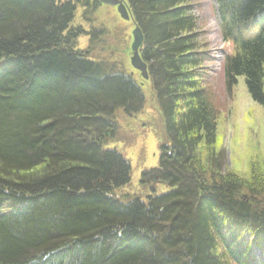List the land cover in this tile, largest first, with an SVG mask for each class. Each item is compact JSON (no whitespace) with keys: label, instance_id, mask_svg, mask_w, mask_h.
<instances>
[{"label":"trees","instance_id":"obj_1","mask_svg":"<svg viewBox=\"0 0 264 264\" xmlns=\"http://www.w3.org/2000/svg\"><path fill=\"white\" fill-rule=\"evenodd\" d=\"M216 2L223 41L234 49L228 85L244 77L264 109V27L246 34L259 10L264 24V0ZM124 3L144 35L140 55L170 140L145 177L169 190L148 203L117 195L132 169L105 145L121 116L144 109L145 82L124 63L78 49V11L86 20L101 5L0 0V264H238L230 234L251 238L241 255L254 247L261 262L264 183L221 173L203 67L211 57L195 33L192 0ZM106 34L93 31L89 43Z\"/></svg>","mask_w":264,"mask_h":264},{"label":"rangeland","instance_id":"obj_2","mask_svg":"<svg viewBox=\"0 0 264 264\" xmlns=\"http://www.w3.org/2000/svg\"><path fill=\"white\" fill-rule=\"evenodd\" d=\"M192 5L197 18L195 33L200 35L199 44L211 57V62L203 67L205 86L218 112L214 148L218 163L222 160L221 173H232L246 183H252L254 179L261 185L264 183V109L248 93L244 77H239L234 86L228 85L224 65L226 56L233 55V45L223 41L215 0H192ZM82 10L78 11L74 21L75 26L85 31L78 38V49L88 52L92 60L100 55L124 63L127 71L142 81L130 62L133 23L122 20L116 8L98 7L91 10L92 14L86 20L81 18ZM102 29L107 34L90 44L89 35ZM149 86V83L145 84L146 89ZM148 94L150 97L141 112L118 119V134L105 145L131 165L130 182L117 191L118 197L126 200L138 198L145 203L149 202V197L169 190L165 183L145 177L159 169L161 147L170 142L162 110L155 97ZM201 151L204 154V150Z\"/></svg>","mask_w":264,"mask_h":264},{"label":"bare ground","instance_id":"obj_3","mask_svg":"<svg viewBox=\"0 0 264 264\" xmlns=\"http://www.w3.org/2000/svg\"><path fill=\"white\" fill-rule=\"evenodd\" d=\"M123 3H124V0H123ZM124 6H125V8H126V10H127V12H128V15H129V20L133 23V21H132V18H131V15H130V13H129V11H128V9H127V7H126V5H125V3H124ZM262 18H263V14H262V11L261 10H259V11H257L255 14H254V21L255 22H253L252 23V25H247L246 26V28H247V31H246V34H252V35H256L258 32H260V29L262 28V27H264V24H263V22H262ZM252 22V21H251ZM138 29H140L138 26H136ZM140 31H141V29H140ZM141 33H142V31H141ZM142 35H143V33H142ZM143 37H144V35H143ZM143 44H144V42H143ZM143 44H142V46L139 48V56H140V58H141V55H140V50H141V48L143 47ZM234 53V52H233ZM229 56V55H228ZM230 56H232V55H230ZM227 57V56H226ZM141 60H142V58H141ZM143 61V60H142ZM144 62V61H143ZM145 63V65H146V71H147V73L149 72V70H148V65H147V63L146 62H144ZM224 67H225V65H224ZM148 79H149V74H148ZM149 85H150V83H149ZM247 88V87H246ZM142 89L143 90H141L142 91V95H143V97L145 98V101L147 100V97H150V95L148 94V93H151V96L154 98L155 97V93L153 92V89L151 88V86H149L148 87V89H146L145 87L143 88L142 87ZM249 93V92H248ZM156 100V99H155ZM151 178V177H150ZM131 179V178H130ZM125 187V186H124ZM123 188V187H122ZM121 189V188H120ZM166 193V192H165ZM164 194V193H163ZM163 194H160V195H163ZM160 195H154L153 197H158V196H160ZM32 208V207H31ZM36 210V209H35ZM34 212V211H33ZM226 223H224V222H222L221 223V225L219 226V228L221 229V228H226ZM230 237H228L229 239H228V244H229V246L231 247L230 248V252H231V255H232V257H234V259H236L237 260V258L239 257V260H238V264H264V259H262L261 260V262H258V261H256L255 259H254V247H253V249H248V251H247V254H248V257H245L244 255H241V253H242V251H243V249H244V245H242V243H243V240L245 239V238H240V236H238V235H233V236H231V234L229 235ZM224 239V238H223ZM248 239V240H247ZM245 241L247 242L246 244H248L249 246H253V244H254V241L251 239V238H249V237H247L246 239H245Z\"/></svg>","mask_w":264,"mask_h":264},{"label":"water","instance_id":"obj_4","mask_svg":"<svg viewBox=\"0 0 264 264\" xmlns=\"http://www.w3.org/2000/svg\"><path fill=\"white\" fill-rule=\"evenodd\" d=\"M95 1H98L106 6L117 7V11L120 14L121 18L125 21L129 20V15L124 6L123 0H95ZM143 42H144V37L140 29L136 28L133 31V43L131 46L133 57L131 59V64L136 70L141 72L144 79H148L146 65L139 56V48L142 46Z\"/></svg>","mask_w":264,"mask_h":264}]
</instances>
